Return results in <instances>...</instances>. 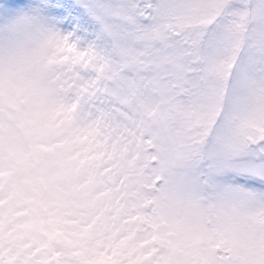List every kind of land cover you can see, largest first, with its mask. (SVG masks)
Instances as JSON below:
<instances>
[{"label":"snow or ice","instance_id":"1","mask_svg":"<svg viewBox=\"0 0 264 264\" xmlns=\"http://www.w3.org/2000/svg\"><path fill=\"white\" fill-rule=\"evenodd\" d=\"M0 264H264V0H0Z\"/></svg>","mask_w":264,"mask_h":264}]
</instances>
